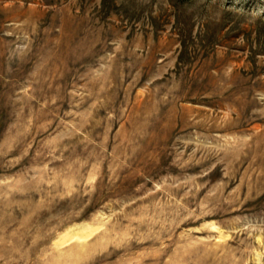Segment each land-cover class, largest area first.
Masks as SVG:
<instances>
[{
	"label": "rangeland",
	"instance_id": "rangeland-1",
	"mask_svg": "<svg viewBox=\"0 0 264 264\" xmlns=\"http://www.w3.org/2000/svg\"><path fill=\"white\" fill-rule=\"evenodd\" d=\"M0 264H264V0H0Z\"/></svg>",
	"mask_w": 264,
	"mask_h": 264
}]
</instances>
